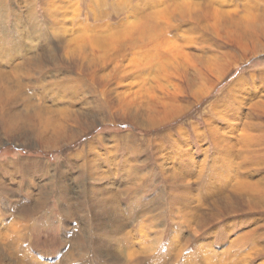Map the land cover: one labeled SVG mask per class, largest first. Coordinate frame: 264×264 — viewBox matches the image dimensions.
Here are the masks:
<instances>
[{"label":"bare ground","instance_id":"bare-ground-1","mask_svg":"<svg viewBox=\"0 0 264 264\" xmlns=\"http://www.w3.org/2000/svg\"><path fill=\"white\" fill-rule=\"evenodd\" d=\"M9 17L0 128L41 150L85 142L46 185L45 164L18 166L15 204L23 183L0 169V264H48L27 241L54 211L76 223L57 264H264V67L213 97L264 54V0H0V26ZM119 121L155 139L92 135Z\"/></svg>","mask_w":264,"mask_h":264},{"label":"rangeland","instance_id":"rangeland-1","mask_svg":"<svg viewBox=\"0 0 264 264\" xmlns=\"http://www.w3.org/2000/svg\"><path fill=\"white\" fill-rule=\"evenodd\" d=\"M12 16V15H11ZM114 21H117L114 20ZM1 22V20H0ZM17 24L15 23V20L13 17H9L8 23L0 26V40H4L2 36H5L6 33L8 36L9 34L13 35L14 33V26ZM6 27V29H5ZM264 67V54L258 55L255 57L250 56L248 59L241 58L238 60V63L234 65V67L230 68V72H228L226 78L227 80L220 84L216 91L213 93V97L218 96L221 91L225 90L227 87L234 84V82L237 79H243L245 82H250L253 75H255V79L259 80L260 70ZM203 70V68L201 69ZM204 71V70H203ZM28 91L30 92L29 87H27ZM208 103L202 104L200 106H196L192 113L190 114V118L187 119L186 128L191 131V127L188 123H200V125L203 127V123L199 117L200 113L204 110L205 106ZM18 108L21 110L22 105L18 106ZM135 132L139 138H141L143 141L148 140H154L155 135H142L139 130L134 129L131 127L127 122L119 121L116 125H108V126H97V129L92 134L97 135L99 133H104L108 136H114L117 135L118 137L125 138L130 133ZM19 134L23 133H10L3 127L0 128V169L2 167H7L11 172H13V177H10L6 172L3 170V178L6 182L10 183L12 187L14 186L16 188L17 182H22L24 179L23 173L17 171V169L21 166V169L23 170V165L25 167V164L28 165L29 169L33 168L30 163H35L37 165H43L45 164L47 168L48 167V175L43 178L39 179L38 177L35 180L36 185H46L48 184L51 179L54 177L57 178L61 172H65L68 170L65 167L64 163V157L65 155L76 151L78 148V145L80 143L85 142V139L79 141L76 144L71 145V147H64L62 149H58L56 151H49V150H41L40 148H37L35 143L31 140V138H27L25 136H19ZM154 143V142H152ZM127 143L123 142L122 146L124 147ZM152 145V144H151ZM143 147L146 146V144L142 145ZM154 146L152 145V148ZM200 149L197 148V151ZM63 158L61 160V158ZM61 160V161H60ZM26 161H31L30 163H26ZM19 166V167H18ZM18 167V168H17ZM147 168H143L141 170H145ZM71 174L76 176L79 174V172L75 169H70ZM18 176H20L18 178ZM13 178V182L12 179ZM160 179V178H159ZM14 181H17L14 183ZM74 184V183H73ZM13 187V188H14ZM27 187V184H22V190L17 194L15 197L10 198L7 201H10L12 204L17 203V200H24L25 196V189ZM76 187V183H75ZM147 187V199L149 200H157L159 199V196L161 194V191L166 190V183L164 179H160L158 181H153L149 185L146 184ZM166 192V191H165ZM164 192V193H165ZM22 194V195H21ZM149 196V197H148ZM159 196V197H158ZM165 199V197H164ZM167 199V198H166ZM6 201V200H5ZM55 200H51L49 203V206L51 207V211L54 210L55 207ZM54 220H52L53 223H51V228L49 230H36L32 233V237L27 241V244L31 245L33 252L37 257H41L45 263L48 264H57L61 263L63 260V253L67 248V243L65 242V236L68 235L69 237L72 235L71 230L76 226L75 221L73 220H67L63 223V227L59 222L60 212L54 211ZM59 214V215H58ZM59 216V217H58ZM73 221V222H72ZM40 228V227H38ZM49 231V232H48ZM92 243V242H91ZM91 249L89 248V251ZM89 260L87 264H99V262L92 256V253L89 254ZM85 261V260H84ZM86 262V261H85ZM92 262V263H90Z\"/></svg>","mask_w":264,"mask_h":264}]
</instances>
